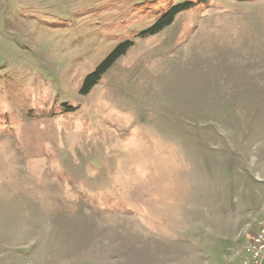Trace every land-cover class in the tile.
I'll use <instances>...</instances> for the list:
<instances>
[{
	"label": "rangeland",
	"instance_id": "obj_1",
	"mask_svg": "<svg viewBox=\"0 0 264 264\" xmlns=\"http://www.w3.org/2000/svg\"><path fill=\"white\" fill-rule=\"evenodd\" d=\"M263 215L264 0H0V264H240Z\"/></svg>",
	"mask_w": 264,
	"mask_h": 264
},
{
	"label": "trees",
	"instance_id": "obj_2",
	"mask_svg": "<svg viewBox=\"0 0 264 264\" xmlns=\"http://www.w3.org/2000/svg\"><path fill=\"white\" fill-rule=\"evenodd\" d=\"M208 0H200V2H207ZM242 1V0H241ZM196 3L193 1H186L173 5L169 10L161 16L157 21L148 29L142 31L139 36H151L160 31L163 27L172 24L176 15L181 12L192 8ZM133 45V41L128 39L120 42L101 62L90 72L84 79L81 88L82 94H87L91 89L102 79V76L107 70L115 63V61L124 55L128 49Z\"/></svg>",
	"mask_w": 264,
	"mask_h": 264
},
{
	"label": "built area",
	"instance_id": "obj_3",
	"mask_svg": "<svg viewBox=\"0 0 264 264\" xmlns=\"http://www.w3.org/2000/svg\"><path fill=\"white\" fill-rule=\"evenodd\" d=\"M240 264H264V215L258 228L243 248Z\"/></svg>",
	"mask_w": 264,
	"mask_h": 264
}]
</instances>
